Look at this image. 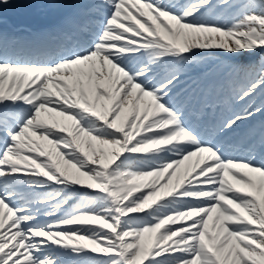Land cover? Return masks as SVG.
<instances>
[{"label":"snow or ice","instance_id":"6c2138e0","mask_svg":"<svg viewBox=\"0 0 264 264\" xmlns=\"http://www.w3.org/2000/svg\"><path fill=\"white\" fill-rule=\"evenodd\" d=\"M257 95L264 0H0V264H264Z\"/></svg>","mask_w":264,"mask_h":264},{"label":"bare ground","instance_id":"6f19581e","mask_svg":"<svg viewBox=\"0 0 264 264\" xmlns=\"http://www.w3.org/2000/svg\"><path fill=\"white\" fill-rule=\"evenodd\" d=\"M13 2H14V3H16V2H23V0H13ZM211 68L215 70V69L218 68V67L214 66V64H213V66H212ZM216 76H218V75H216ZM189 84H190V82H189ZM262 98H264V96H263ZM262 98H261V99H262ZM180 100H181V102H183L184 99L182 98V96H181ZM238 108H239V109H238V111H239V110H240V107L238 106ZM235 110H236V109H235Z\"/></svg>","mask_w":264,"mask_h":264},{"label":"rangeland","instance_id":"374dc122","mask_svg":"<svg viewBox=\"0 0 264 264\" xmlns=\"http://www.w3.org/2000/svg\"><path fill=\"white\" fill-rule=\"evenodd\" d=\"M224 64H225V63L220 64V67L223 66ZM257 96H258V95H257ZM258 103H260V104H264V98H262L261 101L258 102Z\"/></svg>","mask_w":264,"mask_h":264}]
</instances>
